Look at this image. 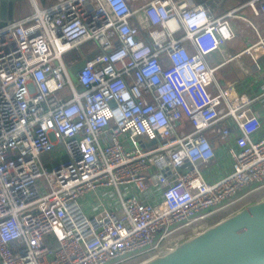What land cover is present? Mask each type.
Instances as JSON below:
<instances>
[{
    "label": "built area",
    "instance_id": "2783aa9c",
    "mask_svg": "<svg viewBox=\"0 0 264 264\" xmlns=\"http://www.w3.org/2000/svg\"><path fill=\"white\" fill-rule=\"evenodd\" d=\"M134 1L61 0L0 27V264H140L264 196L253 99L208 60L235 37L236 10ZM245 6L264 18V0ZM90 40L75 84L63 56ZM234 131L231 171L207 181L210 136ZM107 188L120 208L87 214L81 199Z\"/></svg>",
    "mask_w": 264,
    "mask_h": 264
},
{
    "label": "crops",
    "instance_id": "0c3cea01",
    "mask_svg": "<svg viewBox=\"0 0 264 264\" xmlns=\"http://www.w3.org/2000/svg\"><path fill=\"white\" fill-rule=\"evenodd\" d=\"M12 1V18L11 20L6 18L8 23L30 16L35 13L36 9L42 10L61 0ZM191 1L197 5L204 4L208 6L215 17H221L229 11L236 10L239 17L231 19L236 32L235 37L226 42L223 47L213 52L208 57V60L213 65L221 64L216 73L218 71L220 72V76L226 84L225 87L221 86L222 88H230L233 93L238 95L245 94L253 99L246 107V113L250 117L257 118L259 121V129L256 133L251 135V138L252 140H254L253 137L255 140L264 138V41L260 43L261 38H264V18L254 15L253 12L245 6V3L249 0H210L214 6L210 5L209 2H207L208 0ZM7 13L8 7L4 15H7ZM2 21L5 20L1 18L0 13V24ZM248 48H251V54L246 51ZM253 57L260 66L259 71L254 68ZM241 73L244 74L248 80H238L236 76ZM216 80L219 82L217 77ZM219 84L221 85L220 82ZM241 137V132L234 131L231 138L228 140L230 146L227 149L232 148L235 151L239 150L242 147L241 144L238 143V140L241 141ZM210 140L216 150V157L210 162L209 168L207 167L206 170L203 171V174L207 181H214L231 171L232 160L223 150L224 147L221 145V139L217 136H210ZM121 190L123 195L132 191L125 188ZM113 193L117 194L114 188L100 189L99 191L89 193L86 196L87 198L88 196L93 197V203L90 205L87 199L83 202V197L81 199L83 210L90 215L97 213L104 207L117 210V201L110 196L113 195ZM262 197L263 196L253 198L251 201L258 200ZM158 200H160V198L157 196L154 201L156 202Z\"/></svg>",
    "mask_w": 264,
    "mask_h": 264
},
{
    "label": "water",
    "instance_id": "95a60500",
    "mask_svg": "<svg viewBox=\"0 0 264 264\" xmlns=\"http://www.w3.org/2000/svg\"><path fill=\"white\" fill-rule=\"evenodd\" d=\"M12 4V0H0L1 18L5 20L0 27L11 20ZM96 53H88L71 72L76 74ZM140 264H264V196Z\"/></svg>",
    "mask_w": 264,
    "mask_h": 264
},
{
    "label": "rangeland",
    "instance_id": "374dc122",
    "mask_svg": "<svg viewBox=\"0 0 264 264\" xmlns=\"http://www.w3.org/2000/svg\"><path fill=\"white\" fill-rule=\"evenodd\" d=\"M148 1H150V0H138V1H134V3H135L136 6H139V5H142V4H144V3L148 2ZM198 1H199V0H198ZM207 2H209L210 5L214 6V4H213L210 0H208ZM98 48H99V47H98V44H97L96 41H94V40L86 41V42L82 43L77 49H74V50H72V51L66 53V54L63 56V60H64V62H65L68 66H71L72 64L77 63V62H81V61L83 62V60L85 59V56H86L89 52H91V51H93V50H96V49H98ZM215 75H216L218 81L221 83V86H222V87H225L226 84H225L224 81L222 80V78H221V76H220V72L218 71ZM71 77H72L73 82H74L75 84H78V80H77L76 74H74V73L71 72ZM236 78H237L238 80H242V79L248 80L247 77H245V75L242 74V73H241V74H237ZM253 139L255 140L254 137H253ZM144 141H145V139H144L143 137H140V138H137V139L133 140V141H132V144H135V145H137L140 149L145 150V149H147V148H146V146H145V142H144ZM228 143H229L228 141H226V142H225V141H222V143H221V145H223V147H224L223 150L225 151V153H226L227 155H228V149H227V148H229V146H230ZM49 156H50V155H45V156H43V159H44V161L46 162V166H48V167H47L48 172L50 171L49 166L54 165V161L51 163V162L48 160ZM52 158L55 159L56 161H63L64 159H66V156H65V153H64L63 150H58V152L55 154V156H52ZM211 165H212V164H211ZM208 168H209V166H208ZM190 169H191V166H190V167H187L186 169H184L183 172H186V171H188V170H190ZM200 169H201L202 171H205V170H206V168L203 167V166H201ZM110 196H112L113 198L116 199V201H117V206H118V208H120V199H119L118 195H117L116 193H115V194L113 193V195H110ZM110 196H109V197H110ZM258 196H259V195H258ZM258 196H257V197H258ZM257 197L254 196V198H257ZM86 199H87V202H88L90 205L93 203V197L88 196V198H87V196H86V197L83 198V202H84ZM81 202H82V201H81ZM88 206H89V205H88ZM85 210H87V209H85Z\"/></svg>",
    "mask_w": 264,
    "mask_h": 264
},
{
    "label": "bare ground",
    "instance_id": "6f19581e",
    "mask_svg": "<svg viewBox=\"0 0 264 264\" xmlns=\"http://www.w3.org/2000/svg\"><path fill=\"white\" fill-rule=\"evenodd\" d=\"M179 239H181V238H174V239H172L171 241H169V242H167L165 245H164V247H169V246H171V245H176L177 243H178V241H179ZM163 247V248H164Z\"/></svg>",
    "mask_w": 264,
    "mask_h": 264
},
{
    "label": "trees",
    "instance_id": "16d2710c",
    "mask_svg": "<svg viewBox=\"0 0 264 264\" xmlns=\"http://www.w3.org/2000/svg\"><path fill=\"white\" fill-rule=\"evenodd\" d=\"M259 196H263V194H262V195H259ZM259 196H258V197H259Z\"/></svg>",
    "mask_w": 264,
    "mask_h": 264
}]
</instances>
